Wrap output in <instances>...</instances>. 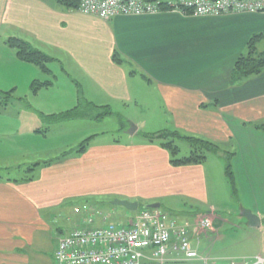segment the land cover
Wrapping results in <instances>:
<instances>
[{
	"label": "crops",
	"instance_id": "0c3cea01",
	"mask_svg": "<svg viewBox=\"0 0 264 264\" xmlns=\"http://www.w3.org/2000/svg\"><path fill=\"white\" fill-rule=\"evenodd\" d=\"M156 1L167 5L181 0ZM254 37L259 38L255 46L260 53L264 50V13L196 17L165 11L120 15L106 21L65 9L52 0H0L3 48L12 50L7 45L10 38L24 40L52 59L48 67L56 65L62 75L86 88L93 103L102 100V106L107 107L109 102L127 103L153 89L173 130L219 148L236 142L232 168L239 196L238 202L219 205L213 201L216 195L211 182L217 177L225 182L220 165L214 164L213 172L207 168L208 159L201 165L175 167L166 150L146 141L98 143L95 138L82 155L41 161L34 146L25 140L37 135L18 120L22 114L29 118H36L38 112L45 114L47 105L38 101L39 95L51 89L52 83L41 75L55 74L50 67L51 73L43 74L11 54L15 62L7 70L15 81V92L19 85L30 88L36 82L48 87L34 93L28 89L32 96L18 95L16 102L13 93V102L0 109V166L20 168L24 161L39 164L32 180L0 176V264H37L40 237L55 226L58 242L81 224L84 215L76 214L75 209H82L85 198L99 195L138 204L133 215L111 210V215L122 217L118 224H125L152 204L162 208L165 202L171 206V201H188L193 208L176 211L175 220L188 225L193 248L213 263L228 258L227 241L233 237L222 234L229 222L217 213H239L247 226L242 230L244 240L254 242L252 238L259 235L256 246L264 253V132L256 129L264 124V71L236 86L231 84L233 67L249 52ZM115 53L122 65L113 60ZM50 98L47 101L52 103ZM143 125L136 123L132 135ZM16 152H25L27 159L18 158ZM32 155L35 159L31 160ZM87 206L96 214V227L109 224L94 205ZM247 211L256 218L249 220ZM63 215L68 216V222H56ZM202 217L212 222L207 234L196 225ZM69 223L73 228L64 229ZM41 259L53 264V257Z\"/></svg>",
	"mask_w": 264,
	"mask_h": 264
},
{
	"label": "rangeland",
	"instance_id": "374dc122",
	"mask_svg": "<svg viewBox=\"0 0 264 264\" xmlns=\"http://www.w3.org/2000/svg\"><path fill=\"white\" fill-rule=\"evenodd\" d=\"M1 38L0 90L3 92H11L14 91L15 81L11 79L12 74L10 70H7V66L15 62L13 61L12 57L14 55L11 54H16V51L4 49ZM49 67L54 72L55 76H41L45 78L46 81L52 83V88L49 90H43L39 95L40 98L38 100L43 105H47L43 110L45 111V114L38 112L36 113V118H29V116L22 114L18 120L23 122L24 128L28 127L32 132H34V135H37V137L31 139L32 142L29 140V137H26L25 140L34 146L36 149L35 152H38V157L41 159V161H52L57 157H62L67 151H75L82 143L81 139H86L87 137H90V135H96L95 138L98 143H109L113 141L129 143L131 140H134V142L138 143L143 141L141 139V135L155 134L165 130H173L171 128L172 125L168 126V121L170 120L167 119V115V118L164 116L163 105L159 102L157 93L153 89L144 90L142 93L137 94L138 96L134 97L131 102H109V108L113 113L99 120H91L90 117L89 119L74 122L63 121L62 123H58L54 118L69 112L70 110L76 108L79 104H81L83 108H86L88 103L99 106L100 110L91 109L89 112L90 115L94 116H98L101 113L104 114L105 109H103V106H107L104 104L102 106V100L98 104L93 103L91 100L92 96H90L86 88H80V86L76 85L74 81H71V79H68L62 75L56 65L50 64ZM28 89L31 90V93H34L32 92V85L30 88L19 85L17 88L18 93L14 91L15 102L18 95H29ZM29 96L31 97L32 95ZM50 97H53L54 99L52 103L47 101V98L51 99ZM15 105L17 106V103H15ZM136 123H144V125L141 126L137 134L133 136L131 126H134ZM128 132H131V134ZM22 138H24V136H22ZM77 144L78 146H76ZM177 145L181 149V156L188 155L189 147L187 144L177 142ZM75 146L76 148H74ZM220 149L222 151L221 154H213L208 158L209 165H207V168H209V172H213V166L215 164V166L220 165L221 169L225 173V156L228 154H235V151L237 150L236 142L231 141L230 145L228 146H222V144H220ZM16 154L18 158L27 159V154L25 152H16ZM31 154H33V152ZM222 157H224V160ZM32 159H35L33 155L31 156V160ZM230 162L232 165V159ZM0 164H3L1 160ZM21 164L22 166H20V168H17L16 166H0V176H7L10 179L17 180L31 177L33 175V171L29 172V169H31L33 165L28 164L26 161L22 162ZM211 183V187H214L213 192L216 195L213 196L214 202L217 201L219 205H229L231 201H239V196L237 195V197L233 195L226 177L225 182L219 181L217 177V179H213ZM85 199L86 200H83L85 203L82 205V207L86 205H94L98 211H101L102 219L107 217L109 220L108 223H120L122 220L120 215H111V210L116 209L118 213H126L128 215H133L134 213L126 210L124 207L114 206L113 202L117 199L111 196L99 195L87 197ZM94 202L96 204H94ZM170 203L171 206L168 202H165L162 208H160L161 211L165 213L167 219H177L176 211L178 210L181 212H189L191 208H193L189 202L184 199L175 200V203L171 201ZM142 208L143 204H140V209ZM236 211L238 212V208H236ZM225 212L226 213H223L221 211V213H217L218 216L226 218V220L229 222L226 227L222 228V234L229 235L231 233L233 234V237L229 236L227 241V243L230 245V248L227 249L228 252L225 255L228 258H223L216 263L259 264L257 255L264 258V253H260V250H258L259 246H256L258 242L257 240H261V238L258 235V237L252 238L254 239V242H246V239L244 240L246 233L242 230L246 229L247 226L244 220L240 219V214L238 213L237 216H229V211ZM67 218L68 216L63 215L56 222L61 221L59 224H63L64 222H68ZM71 224L72 223L67 224L64 229H72L73 227H71ZM54 227L52 226L51 232L40 237L39 244L36 246V253L39 256L37 264H46V261L41 258L47 257L51 260V257L54 256L55 251L57 250L58 242ZM238 227H240V230Z\"/></svg>",
	"mask_w": 264,
	"mask_h": 264
},
{
	"label": "built area",
	"instance_id": "2783aa9c",
	"mask_svg": "<svg viewBox=\"0 0 264 264\" xmlns=\"http://www.w3.org/2000/svg\"><path fill=\"white\" fill-rule=\"evenodd\" d=\"M159 2L146 0H79L83 14L102 20L117 16H142L162 12ZM169 11L185 16H224L264 13V0H181L167 4ZM84 217L69 234L60 237L53 264H214L195 250L188 225L180 226L160 210L143 209L125 224L96 227V214L89 207L75 209ZM86 213V214H85ZM209 233L212 222L202 217L196 222ZM264 264V258L258 257Z\"/></svg>",
	"mask_w": 264,
	"mask_h": 264
},
{
	"label": "trees",
	"instance_id": "16d2710c",
	"mask_svg": "<svg viewBox=\"0 0 264 264\" xmlns=\"http://www.w3.org/2000/svg\"><path fill=\"white\" fill-rule=\"evenodd\" d=\"M52 1L55 4L65 9L78 10L79 8V0H52ZM146 1L150 3L158 2L156 0H146ZM160 7L163 12L169 10L167 5L165 4H160ZM257 39L259 38L254 37L253 39H251V41L248 44L249 52L246 55H242L237 59L231 74V84L233 86L242 83L244 80L250 77L258 76L264 71V52H260V53L257 52L255 46ZM7 45L9 48L16 51L17 58L19 61L37 67L43 74L51 73L48 64L52 61V59L49 58L46 54L34 49L30 44H28L24 40L17 38H10L7 41ZM113 60L115 61V63L119 65L123 64V60H121L120 56L116 53L113 56ZM32 87H33V91H36L40 87H48V84H39L38 82H36L33 84ZM13 93L14 91L11 92L0 91V109L7 107L9 104L13 102ZM91 109L100 110V107L88 103V105H86V108H83L82 105L79 104L76 108L54 119L58 123H62L63 121L73 122L77 120H84V119H89L90 117L91 120L92 119L99 120L113 113L109 107H103V109H105L104 114L101 113L98 116H94L89 114ZM256 129L264 132V124L257 125ZM95 137L96 136L87 138L79 145L77 150L64 154L62 158L67 157L70 154H75V155L84 154L88 150L91 141ZM141 139L148 143L158 144L161 148L166 150L170 154V163L175 167L201 165L208 159L210 155L213 154L217 155L221 151L216 144H213L209 141L197 137L184 136L176 130H165L155 134H144L141 135ZM177 142L187 144V146L189 147L188 155L186 156L180 155L181 149L177 145ZM233 156H234L233 154H228L227 156H225V167H226L225 175L231 187L233 195L237 196V184H236L233 168L230 162ZM37 166H39V164L29 169V172L34 171ZM29 180H32V177H30ZM171 220L176 221L173 218H171ZM176 222L180 226H185V224L181 225L179 224L178 221Z\"/></svg>",
	"mask_w": 264,
	"mask_h": 264
},
{
	"label": "water",
	"instance_id": "95a60500",
	"mask_svg": "<svg viewBox=\"0 0 264 264\" xmlns=\"http://www.w3.org/2000/svg\"><path fill=\"white\" fill-rule=\"evenodd\" d=\"M135 127L134 126H131V129L133 130ZM131 134V132H130ZM113 205L114 206H121V207H124L126 210L130 211V212H135L138 210V204L137 203H131V202H128V201H122V200H116L113 202ZM160 208V204H152V205H149L147 206V209H150V210H155V209H159ZM246 215L248 216V219L249 220H253L255 219L256 217L253 216L250 212H246Z\"/></svg>",
	"mask_w": 264,
	"mask_h": 264
}]
</instances>
